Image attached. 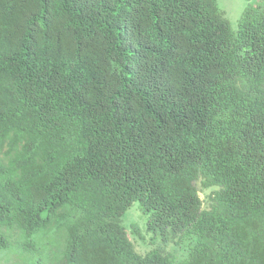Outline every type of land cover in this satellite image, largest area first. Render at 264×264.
<instances>
[{
  "label": "trees",
  "instance_id": "16d2710c",
  "mask_svg": "<svg viewBox=\"0 0 264 264\" xmlns=\"http://www.w3.org/2000/svg\"><path fill=\"white\" fill-rule=\"evenodd\" d=\"M5 146L14 264H264V0H0Z\"/></svg>",
  "mask_w": 264,
  "mask_h": 264
},
{
  "label": "rangeland",
  "instance_id": "374dc122",
  "mask_svg": "<svg viewBox=\"0 0 264 264\" xmlns=\"http://www.w3.org/2000/svg\"><path fill=\"white\" fill-rule=\"evenodd\" d=\"M259 0H218L219 5L225 11L226 17L230 20L233 29L238 28L239 19L245 10V8L250 4H256ZM9 159L8 155V146L0 149V160L3 162H7ZM197 189L199 191L200 197L203 200V206H210L209 195L212 190L218 187H204L202 184V180L197 181L196 183ZM147 217L141 210L138 202H135L125 213L123 217V224L127 228L129 238L133 242L136 250L145 254L146 252L154 249V248H162V250L168 254H172L174 256H180L181 251L178 249L176 244L169 243L164 245L161 239L151 232L147 230ZM54 240L57 242L58 236H53ZM61 238V237H60ZM53 240V239H50ZM51 241V242H55ZM3 254H0V262L2 264H14L16 260V256H12L11 260H6L1 258ZM53 259V258H52ZM52 261H55L54 259ZM51 263V261H50Z\"/></svg>",
  "mask_w": 264,
  "mask_h": 264
},
{
  "label": "crops",
  "instance_id": "0c3cea01",
  "mask_svg": "<svg viewBox=\"0 0 264 264\" xmlns=\"http://www.w3.org/2000/svg\"><path fill=\"white\" fill-rule=\"evenodd\" d=\"M251 2V0H249ZM253 4V3H252Z\"/></svg>",
  "mask_w": 264,
  "mask_h": 264
}]
</instances>
